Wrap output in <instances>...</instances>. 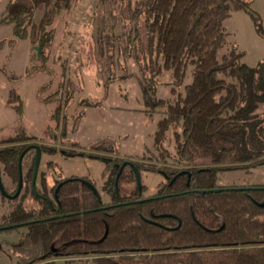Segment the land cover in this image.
Wrapping results in <instances>:
<instances>
[{
    "label": "trees",
    "instance_id": "obj_1",
    "mask_svg": "<svg viewBox=\"0 0 264 264\" xmlns=\"http://www.w3.org/2000/svg\"><path fill=\"white\" fill-rule=\"evenodd\" d=\"M80 1L11 0L0 24L28 40L38 70L49 73L44 50L50 27ZM100 1L94 62L102 73L111 72L115 27L122 24L126 48L143 54L144 113L161 114L154 151L148 158H119L103 143L87 154L104 165L100 190L85 177L62 178L51 161L46 167L60 180L46 187L43 173L35 180L37 154H77L39 144L18 127L16 135L0 139V184L5 176L18 186L0 187V228L11 227L0 235L16 238L3 239L0 247L16 264H264V186L198 192L231 188L217 185L219 174L264 164V62L247 66L234 46L220 55L227 37L223 23L232 12L244 11L263 34L252 0ZM38 7L43 13L35 22ZM163 72L182 86L172 101L156 96ZM51 83L37 93L45 105L62 93L60 84L42 98ZM15 102L21 115L22 103L11 90L8 104ZM169 133L172 151L165 145ZM141 172L162 177L154 194H144ZM34 184L40 187H29Z\"/></svg>",
    "mask_w": 264,
    "mask_h": 264
},
{
    "label": "rangeland",
    "instance_id": "obj_2",
    "mask_svg": "<svg viewBox=\"0 0 264 264\" xmlns=\"http://www.w3.org/2000/svg\"><path fill=\"white\" fill-rule=\"evenodd\" d=\"M10 1L0 0V20ZM250 8L258 14L263 34L256 32L253 20L244 11L232 12L223 23L227 37L220 55L234 46L243 54L242 61L255 67L264 62V0H252ZM42 13L43 7H38L35 22ZM101 16L100 0H81L75 8L63 12L55 20L50 27L52 40L44 50L48 56L46 65L51 68L49 73L38 70L40 63L33 57L28 40L15 37L12 26L0 24V139L16 135L20 127L39 144L53 145L77 154L67 158L59 154H42L38 171L45 175L49 186L55 180V171L46 167L49 161L55 164V169L61 170L64 177L88 178L100 190L104 165L87 156L93 148L105 143L112 148L114 156L134 159L148 158L154 151L153 137L161 114L149 117L144 113L140 83L147 73L143 54L134 48H126L125 29L122 24H117L115 35L119 41H115L111 72L105 70L102 73L93 59ZM157 80L158 98L172 101L176 94L182 93V86L174 84L170 72H163ZM189 81L190 69L184 84ZM48 83L51 86L42 98L54 92L60 84L62 93L55 103L45 105L39 101L37 93ZM11 90L20 98L21 115H17L13 108L18 102L8 104ZM259 111L264 113V105ZM165 145L172 151L170 133ZM140 179L146 187V196L154 194L162 181L159 174L149 172H141ZM3 182L7 188H12L5 176ZM217 185L264 186V164L249 170L219 174ZM3 239L16 241L15 237L0 235V241ZM0 264H16V259L8 256L4 246L0 247ZM56 264L66 263L58 259ZM72 264L94 263L74 261Z\"/></svg>",
    "mask_w": 264,
    "mask_h": 264
},
{
    "label": "water",
    "instance_id": "obj_3",
    "mask_svg": "<svg viewBox=\"0 0 264 264\" xmlns=\"http://www.w3.org/2000/svg\"><path fill=\"white\" fill-rule=\"evenodd\" d=\"M35 50L37 51L38 53V48L35 47ZM39 162H40V153L37 154V158H36V163H35V169H38V166H39ZM220 190H242V188H238V187H231V188H224V189H215V190H212V191H206V190H203V191H198L200 193H206V192H218ZM261 205H264V202L261 204ZM11 227H3V228H0V231L1 230H5V229H9Z\"/></svg>",
    "mask_w": 264,
    "mask_h": 264
},
{
    "label": "flooded vegetation",
    "instance_id": "obj_4",
    "mask_svg": "<svg viewBox=\"0 0 264 264\" xmlns=\"http://www.w3.org/2000/svg\"><path fill=\"white\" fill-rule=\"evenodd\" d=\"M49 156H53V155H49ZM41 157H42V154H40V159H41ZM50 162V161H49ZM40 163V162H39ZM50 170V169H49ZM51 171H53V170H51ZM54 172V171H53ZM40 173H39V171H38V173H37V177H36V181L39 179L38 178V175H39ZM70 177V176H69ZM46 178V177H45ZM62 178H68V177H64L63 175H62ZM57 180H60V178L57 176V174L55 173V180L53 181V183H52V185H48V183H47V180H46V187H57V186H55V184H54V182L55 181H57ZM11 186L10 187H18V186H14V185H12V184H10ZM101 186H102V184H101ZM100 186V187H101ZM0 187H8L6 184H4V182H3V184H0ZM21 187H25V186H21ZM29 187H40L39 186V184H34V186H29ZM96 187H97V185H96Z\"/></svg>",
    "mask_w": 264,
    "mask_h": 264
},
{
    "label": "crops",
    "instance_id": "obj_5",
    "mask_svg": "<svg viewBox=\"0 0 264 264\" xmlns=\"http://www.w3.org/2000/svg\"><path fill=\"white\" fill-rule=\"evenodd\" d=\"M57 261V260H56ZM76 261H78V260H76Z\"/></svg>",
    "mask_w": 264,
    "mask_h": 264
}]
</instances>
